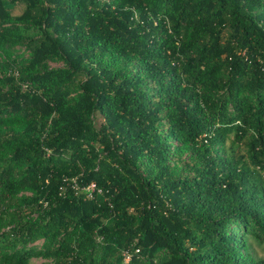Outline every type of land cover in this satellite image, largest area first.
I'll list each match as a JSON object with an SVG mask.
<instances>
[{"label": "trees", "instance_id": "obj_1", "mask_svg": "<svg viewBox=\"0 0 264 264\" xmlns=\"http://www.w3.org/2000/svg\"><path fill=\"white\" fill-rule=\"evenodd\" d=\"M249 241L264 0H0V264H264Z\"/></svg>", "mask_w": 264, "mask_h": 264}, {"label": "rangeland", "instance_id": "obj_2", "mask_svg": "<svg viewBox=\"0 0 264 264\" xmlns=\"http://www.w3.org/2000/svg\"><path fill=\"white\" fill-rule=\"evenodd\" d=\"M19 6L16 5L14 8H13V13L17 14L19 12ZM10 51H13L11 52V55L10 56H14V55H17V57H26V51L24 52H21L22 51V47H20L18 44H15V46L10 50ZM59 63H54V62H49V65L50 66H57ZM230 147H234V146H231L229 144V141H227L225 147H224V153H226ZM243 149H244V146L242 144H239L238 145V150L243 152ZM187 153L186 152H183V156L186 155ZM179 173H185L186 171H182V170H178ZM39 243V242H38ZM248 253L249 255H251L253 258L255 259H262L264 260V243H259V242H256V241H249L248 242ZM30 264H52L51 260L50 259H41V258H35V259H31L30 260Z\"/></svg>", "mask_w": 264, "mask_h": 264}, {"label": "built area", "instance_id": "obj_3", "mask_svg": "<svg viewBox=\"0 0 264 264\" xmlns=\"http://www.w3.org/2000/svg\"><path fill=\"white\" fill-rule=\"evenodd\" d=\"M94 187L93 183H90L86 188H89L90 190H92Z\"/></svg>", "mask_w": 264, "mask_h": 264}]
</instances>
